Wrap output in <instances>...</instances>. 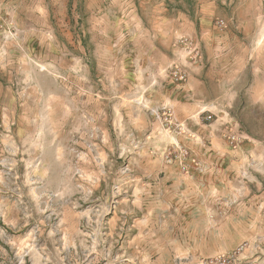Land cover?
<instances>
[{"label": "rangeland", "instance_id": "374dc122", "mask_svg": "<svg viewBox=\"0 0 264 264\" xmlns=\"http://www.w3.org/2000/svg\"><path fill=\"white\" fill-rule=\"evenodd\" d=\"M162 12L237 15L256 66L195 99ZM0 264H264V0H0Z\"/></svg>", "mask_w": 264, "mask_h": 264}, {"label": "crops", "instance_id": "0c3cea01", "mask_svg": "<svg viewBox=\"0 0 264 264\" xmlns=\"http://www.w3.org/2000/svg\"><path fill=\"white\" fill-rule=\"evenodd\" d=\"M147 2L149 3L151 0H147ZM157 15L156 20L155 16L153 19L154 23L158 25L153 29L144 30L145 35L148 38L153 37L161 49V51H156V59L161 61H157V66L165 68L174 63H187V82L194 87L192 95L195 99L201 101L203 99H221L223 95L203 96L198 92L200 85L208 82L219 85L226 82L227 76L234 77L233 83H237L248 67L256 66L254 62L250 61L252 58L254 59V53L260 50L263 39L257 30L254 31L253 28L247 27L248 23L240 21V17L237 15L228 19L226 27L204 28L201 26L199 29L195 27L184 29L182 23L175 24V27L170 29L167 27V15L164 12ZM205 18L207 17H202V20ZM176 19L183 21L184 25L186 24L184 15L178 14ZM186 36L194 40V43H197L200 48L199 59L195 63L185 60L181 46L176 45L178 39ZM174 43L175 45H173ZM170 53L174 55V58L170 57ZM154 65L156 64L154 63ZM198 108L196 106L192 112L197 113Z\"/></svg>", "mask_w": 264, "mask_h": 264}]
</instances>
